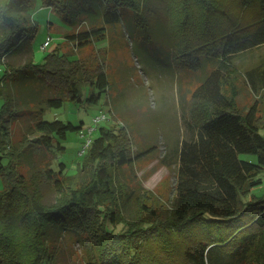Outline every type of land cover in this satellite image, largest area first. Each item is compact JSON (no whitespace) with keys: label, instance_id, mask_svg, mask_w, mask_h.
<instances>
[{"label":"trees","instance_id":"1","mask_svg":"<svg viewBox=\"0 0 264 264\" xmlns=\"http://www.w3.org/2000/svg\"><path fill=\"white\" fill-rule=\"evenodd\" d=\"M37 1L61 15L71 29L64 42L81 50L93 40L104 41L107 28L128 26L129 11L135 19L126 29L134 45L136 39L152 36V19L160 20L183 60V71L199 74L201 85L194 97L215 112L199 108L192 114L193 141H183L160 161L178 167L167 204L148 205L151 200L142 193L130 218L124 216L115 172L154 149L134 156L125 128L99 126L84 154V145L79 151L74 175L56 160L65 152L62 143L68 134L83 132L84 123L76 127L47 121L44 110L80 103L84 87L101 94L111 85L102 66L92 78L79 59H71L74 54L54 51L43 63H34L31 40L38 22L32 10ZM140 3L0 0V62L15 51L30 54L24 65L9 64L0 73V264H55L50 231L75 237L86 264H264V198L251 196L263 184L264 121L256 104L240 113L237 94L228 86L237 74L234 60L264 46V0ZM82 19L89 28L78 27ZM246 79L254 89L264 86V66L247 72ZM226 87L232 93L228 98ZM23 116H32L33 124L14 144L10 126L13 118ZM25 164L30 169L20 171Z\"/></svg>","mask_w":264,"mask_h":264},{"label":"rangeland","instance_id":"2","mask_svg":"<svg viewBox=\"0 0 264 264\" xmlns=\"http://www.w3.org/2000/svg\"><path fill=\"white\" fill-rule=\"evenodd\" d=\"M140 4L143 7L144 0ZM132 12L126 13L127 20L135 19ZM140 13L142 12L136 14ZM58 14L43 8L39 1L33 7L32 17L38 22V30L31 40L34 63H43L44 58L54 51L59 54H74L71 59H79L92 78L95 77V70L102 66L111 87L108 93L101 94L96 89L84 87L80 103L65 102L62 108L45 109L44 119L60 120L76 127L82 122V128L86 130L101 112H109L110 121L107 124L112 128L127 130L132 139L134 156L154 148L148 157L115 172V186L120 194L117 199L124 216L130 218L135 209V199L142 193L148 194L151 200L147 201L148 205L154 204L159 208L160 205L167 204L175 192L178 167L168 168L162 166L160 161L167 151L179 147L183 141H193L192 114L199 108L212 114L215 112L210 104L194 97L196 89L201 85L199 74L183 71L180 66L183 60L178 58L179 54L173 48L160 20L152 19V36L136 39L135 45L126 29L132 28L128 21L126 27L121 23L107 28L104 41L97 43L93 40L81 50L64 42V36L71 29L62 22L61 15ZM143 15L147 18L144 13ZM85 21L82 19L78 27L89 28V22ZM135 35L139 37L141 33L136 31ZM49 38L52 43L43 50L42 46ZM15 52L4 59V63L0 62V73L6 65L19 67L27 62L29 53ZM234 63L237 74L228 86L230 92L233 87L237 94L236 109L246 114L256 104L257 116L264 121V86L254 89L246 79L247 72L264 66V46L238 56ZM229 90L226 87L224 92L227 98L232 94ZM99 95L101 97L97 102H89L92 96ZM3 103L0 98V116L3 113ZM29 110L36 112L33 108ZM13 119L17 120L11 123V137L14 144H17L33 124V119L32 116ZM80 133L81 131H77L68 134L67 140L62 143L65 152L56 158L59 163L67 165L69 175L76 173L81 162L78 154L85 139H81ZM240 158L253 160V157L248 156ZM29 169L25 164L20 171L26 172ZM261 178L263 184L251 194L256 198H264V174ZM1 187L0 180V189ZM132 192L133 196L127 200ZM121 229V226L118 227V230ZM50 242L49 247L56 252L55 264H86L81 243L75 237H63L50 231Z\"/></svg>","mask_w":264,"mask_h":264},{"label":"built area","instance_id":"3","mask_svg":"<svg viewBox=\"0 0 264 264\" xmlns=\"http://www.w3.org/2000/svg\"><path fill=\"white\" fill-rule=\"evenodd\" d=\"M52 43L51 38H49L46 43L42 46V49L45 50L47 49ZM110 121L109 118V113H105V112H101L100 115L96 116L93 120L91 125L84 130L83 132H81V139H85V144L84 147L81 151V154H84L85 150L87 149V147L89 146V144L91 143V140L94 136V134L97 132V129L99 126L103 125V124H107Z\"/></svg>","mask_w":264,"mask_h":264}]
</instances>
